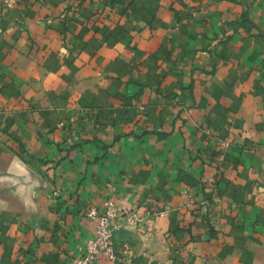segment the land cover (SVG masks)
<instances>
[{
    "label": "crops",
    "instance_id": "1",
    "mask_svg": "<svg viewBox=\"0 0 264 264\" xmlns=\"http://www.w3.org/2000/svg\"><path fill=\"white\" fill-rule=\"evenodd\" d=\"M3 1L0 264H264V0Z\"/></svg>",
    "mask_w": 264,
    "mask_h": 264
},
{
    "label": "built area",
    "instance_id": "2",
    "mask_svg": "<svg viewBox=\"0 0 264 264\" xmlns=\"http://www.w3.org/2000/svg\"><path fill=\"white\" fill-rule=\"evenodd\" d=\"M3 2L9 6L15 0ZM189 202H192V199ZM158 213L165 214L166 211L162 210ZM86 215L94 222L93 233L85 242L83 253L72 258L68 264H94L99 258H103L108 264L121 262L114 241V220L118 215L117 208L107 201L104 203L103 210L90 206Z\"/></svg>",
    "mask_w": 264,
    "mask_h": 264
}]
</instances>
